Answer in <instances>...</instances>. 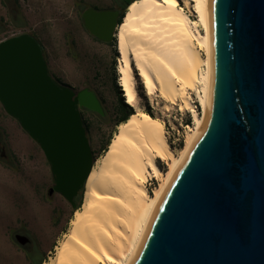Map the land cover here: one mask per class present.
<instances>
[{"label": "water", "instance_id": "1", "mask_svg": "<svg viewBox=\"0 0 264 264\" xmlns=\"http://www.w3.org/2000/svg\"><path fill=\"white\" fill-rule=\"evenodd\" d=\"M120 16L87 10L84 26L110 44ZM208 29L205 120L130 264H264V0H208ZM0 103L43 151L49 195L76 209L95 162L81 112L105 115L96 93L60 85L22 34L0 43Z\"/></svg>", "mask_w": 264, "mask_h": 264}, {"label": "bare ground", "instance_id": "2", "mask_svg": "<svg viewBox=\"0 0 264 264\" xmlns=\"http://www.w3.org/2000/svg\"><path fill=\"white\" fill-rule=\"evenodd\" d=\"M193 5L192 21L179 0H141L132 4L116 29L118 86L126 103L137 98L136 77L147 96L161 97L193 117L184 147L176 153L164 125L136 113L93 166L84 203L69 233L44 264H130L164 192L205 120L209 93L208 0ZM205 56L203 55V52ZM191 93L197 95L202 116ZM159 161L168 166L163 172ZM150 179L160 184L151 193Z\"/></svg>", "mask_w": 264, "mask_h": 264}, {"label": "rangeland", "instance_id": "3", "mask_svg": "<svg viewBox=\"0 0 264 264\" xmlns=\"http://www.w3.org/2000/svg\"><path fill=\"white\" fill-rule=\"evenodd\" d=\"M181 7L197 22L193 5ZM113 8L122 14L125 0H0V43L22 34L36 37L43 45L50 75L60 85L79 92L89 89L100 99L104 116L82 110L87 136L100 163L118 133L124 112L120 103L116 41L95 40L84 29L81 15L89 8ZM205 56L204 51L202 52ZM135 113L150 112L160 121L176 153L184 147L193 117L158 96H147L136 77ZM124 102L126 99L124 96ZM194 108L202 116L195 93ZM127 104V103H126ZM190 120V125L187 121ZM163 172L168 166L159 161ZM160 183L150 179L152 193ZM86 185V184H85ZM87 186V185H86ZM53 188L50 165L40 146L10 117L0 103V264H38L48 262L56 247L69 233L75 214L82 208L86 188L76 199L74 209L61 195H49ZM29 237L31 244L20 246L15 237Z\"/></svg>", "mask_w": 264, "mask_h": 264}, {"label": "trees", "instance_id": "4", "mask_svg": "<svg viewBox=\"0 0 264 264\" xmlns=\"http://www.w3.org/2000/svg\"><path fill=\"white\" fill-rule=\"evenodd\" d=\"M139 1H141V0H125L124 12H123V13L121 14V16H120V19H119V25L122 24L123 19H124L125 15H126V12H127L128 8H129L132 4H134V3H136V2H139ZM119 93H120V96H121V99H120L121 108H122V110H123V112H124V116L122 117V120L120 121V125H122V124H125V123L128 121V119H129L130 117L134 116L136 113L134 112L133 108H132L130 105H128V104H126V103L124 102V98L122 97V96H124V92H123V94H122V91H120ZM147 114H149L151 117L154 118V116H153L150 112H147ZM154 119H155V118H154ZM187 123H188L187 125H190V124H189V123H190V120L187 121ZM85 125H86V124H85ZM120 125H119V126H120ZM86 129H88V128H86ZM38 264H43V262L40 261Z\"/></svg>", "mask_w": 264, "mask_h": 264}, {"label": "flooded vegetation", "instance_id": "5", "mask_svg": "<svg viewBox=\"0 0 264 264\" xmlns=\"http://www.w3.org/2000/svg\"><path fill=\"white\" fill-rule=\"evenodd\" d=\"M112 1V0H111ZM117 1L118 0H113V2H116L117 3ZM91 9H93V10H97V11H101V10H111V11H117V10H115V9H113V8H107V9H101V8H99L98 6H94V7H92V8H89V9H86L83 13H82V15H81V20H82V24H83V27H84V29L88 32V34L90 35V36H92L91 34H90V32L85 28V26H84V21H83V14L87 11V10H91ZM116 33V32H115ZM93 37V36H92ZM95 40H97V41H99L97 38H95V37H93ZM99 42H101V41H99ZM52 173V172H51ZM53 177V176H52ZM29 238V237H28ZM30 240V239H29ZM29 244H31V240H30V242H29Z\"/></svg>", "mask_w": 264, "mask_h": 264}, {"label": "built area", "instance_id": "6", "mask_svg": "<svg viewBox=\"0 0 264 264\" xmlns=\"http://www.w3.org/2000/svg\"><path fill=\"white\" fill-rule=\"evenodd\" d=\"M114 37H115V35H114ZM192 125H193V122H192ZM188 127V126H187Z\"/></svg>", "mask_w": 264, "mask_h": 264}]
</instances>
